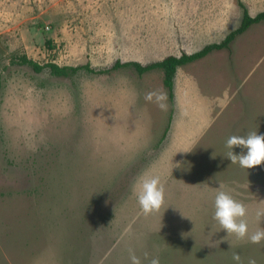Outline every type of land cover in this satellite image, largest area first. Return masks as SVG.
<instances>
[{
    "label": "rangeland",
    "instance_id": "1",
    "mask_svg": "<svg viewBox=\"0 0 264 264\" xmlns=\"http://www.w3.org/2000/svg\"><path fill=\"white\" fill-rule=\"evenodd\" d=\"M239 1L0 0V264H131L129 249L141 264H236L233 252L264 264V241L213 219L224 191L246 206L249 234L264 229V163L231 164L225 146L264 135V20L179 67L173 99L161 69L112 68L221 41ZM49 62L105 72L54 75ZM149 91L166 94L167 111ZM145 175L165 196L149 216L133 193Z\"/></svg>",
    "mask_w": 264,
    "mask_h": 264
},
{
    "label": "clouds",
    "instance_id": "2",
    "mask_svg": "<svg viewBox=\"0 0 264 264\" xmlns=\"http://www.w3.org/2000/svg\"><path fill=\"white\" fill-rule=\"evenodd\" d=\"M144 99L147 102H154L162 111H167L165 93L149 91L144 95ZM225 146L229 149L226 158L231 160V164L238 163L241 168L248 170L264 163V135H259L257 132H250L246 136L233 135L226 140ZM233 148H240L242 151L240 154H235ZM133 193L145 216L158 213L164 204V187L159 176H142L133 186ZM214 207L213 219L218 222L221 229L227 232L228 236H235L241 241L247 239L248 242L257 245L264 241V229L249 234L248 224L244 219L247 208L242 202L235 200L224 191H219L215 197ZM256 220L260 224L264 222V209L257 210ZM144 257L148 259L147 252L144 253ZM129 258L131 264H141L140 258L132 249H129ZM232 259L236 264H242L239 253L233 252ZM149 264H160L159 257L151 258ZM248 264H256V260L250 258Z\"/></svg>",
    "mask_w": 264,
    "mask_h": 264
},
{
    "label": "trees",
    "instance_id": "3",
    "mask_svg": "<svg viewBox=\"0 0 264 264\" xmlns=\"http://www.w3.org/2000/svg\"><path fill=\"white\" fill-rule=\"evenodd\" d=\"M239 3L243 10L241 22L236 28L231 30L226 35V37L221 41L207 43L198 50L193 51L191 53L183 52L180 55H173V54L167 55L162 59L155 60L147 64H142L137 60L121 61L120 59H117L112 65V68L116 69L118 67L132 66L139 74H143L153 69H161L163 71L164 86L168 89L169 96L171 97V99H173L174 78L177 69L180 65L200 59L206 56L209 52H211L214 49H222L228 47L229 42L233 40L237 35L243 33L251 24L264 20V10L256 13L255 15H251L250 12L248 11V8L244 5V3L241 0L239 1ZM20 62L22 63L26 62L34 66L36 70H41L44 67L43 65L37 63L36 61L27 58L26 55L21 56ZM46 66L48 67L49 71L54 75H72L75 74L78 70L83 68L91 72L93 71L105 72L104 70H100V69L96 70L90 67L89 64L75 65V66L74 65L61 66L56 63L49 62L46 64Z\"/></svg>",
    "mask_w": 264,
    "mask_h": 264
},
{
    "label": "crops",
    "instance_id": "4",
    "mask_svg": "<svg viewBox=\"0 0 264 264\" xmlns=\"http://www.w3.org/2000/svg\"><path fill=\"white\" fill-rule=\"evenodd\" d=\"M190 62H188V63H186V64H189ZM186 64H183V65H186ZM183 65H180L179 67H181V66H183ZM178 67V68H179ZM177 71H178V69H177ZM176 75H177V72H176ZM176 75H175V78H174V86H175V81H176Z\"/></svg>",
    "mask_w": 264,
    "mask_h": 264
}]
</instances>
